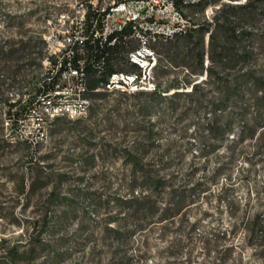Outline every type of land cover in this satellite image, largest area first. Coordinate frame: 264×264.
<instances>
[{
  "label": "rangeland",
  "instance_id": "rangeland-1",
  "mask_svg": "<svg viewBox=\"0 0 264 264\" xmlns=\"http://www.w3.org/2000/svg\"><path fill=\"white\" fill-rule=\"evenodd\" d=\"M89 1L0 0V52L15 51L0 60V264H264V0H187L176 10L171 0H155V33L187 22L193 35L188 47L194 48V30L201 29L203 65L218 71L209 35L213 46L221 45L224 19L236 22L242 37L227 45L232 69L222 71L221 86L178 66L195 64L185 57L182 38L146 37L155 65L140 69L136 89L100 86L101 99H88L96 111L75 119L52 120L42 99L23 112L49 67L46 57L57 58L68 38L81 32ZM111 1L98 0L95 8ZM129 40L114 69L131 71L123 60L143 45ZM242 75L259 78L258 86L230 95ZM186 81L200 83L206 99L229 97L219 132L197 130L201 117L180 116L169 99L157 98H169L175 90L164 89ZM76 82L65 84L71 88L63 106L76 101ZM178 98L183 107L184 97ZM14 101L11 119L17 120L11 122L6 113ZM48 106H60V99ZM60 115L67 116L63 108ZM133 157L152 170L159 163L161 174L185 195L174 217L117 213L112 201L128 195L124 161ZM115 226L122 229L119 238L108 229Z\"/></svg>",
  "mask_w": 264,
  "mask_h": 264
},
{
  "label": "trees",
  "instance_id": "trees-1",
  "mask_svg": "<svg viewBox=\"0 0 264 264\" xmlns=\"http://www.w3.org/2000/svg\"><path fill=\"white\" fill-rule=\"evenodd\" d=\"M202 0H198L194 3H198ZM206 1V0H204ZM173 8L176 10L180 5L186 2L185 0H171ZM193 4V3H192ZM247 2L244 7L249 6ZM108 9V8H107ZM100 11V9L93 8L90 3L86 6L85 13L83 15V26L81 27V32L78 36H82L83 40L75 39V36H71L70 44L66 47L62 54L57 58L46 57L49 62V67L46 68L45 74L41 81L37 83L34 98L29 101V107H23V112L25 110L32 108L31 104L33 100L40 102L39 100L45 101L43 96L52 93L55 90L56 85L59 82V74L62 69L66 67V64L70 62L73 67L78 68V62L82 64L83 71L85 74V97L96 102L100 100L101 94L96 90L105 85L108 78L115 73H124L126 75H131L132 73L137 76V80L140 78V69L137 65L132 64L128 61L127 57L124 58L123 62L130 67L131 71H125L122 69H114V64L117 60V55H119L125 45L130 42L129 36L132 33V26L128 24L122 28L120 32H114L106 36V39L100 35L103 27V19L105 12ZM186 24H188L186 22ZM224 32L222 35L223 43L221 45L213 46L214 35L211 33L209 35L211 53L217 52L219 70H216L212 65L204 67L203 58V39L201 36L202 30L195 29L197 32L196 43L194 48H189V40L193 37L191 34V29L189 27L181 28L179 31L172 33L171 35H163L162 33H155V38L159 41H172L173 39L182 38L184 42L181 44L182 50L185 51V57L194 59L195 64L189 65L187 61H182L178 66H183L185 69L190 70L191 74L202 75L206 74L209 79V83L215 86H221L225 83L222 71L226 69H232V67H227L230 62L228 44H233L235 42L241 41L242 34L237 33L236 22L230 20L228 17L224 19ZM76 31H73L74 34ZM96 32L98 35H96ZM81 46V50H79ZM70 49V54L66 55V51ZM23 50V49H22ZM18 52V51H16ZM2 58H11L15 51L10 48L7 51L0 52ZM5 56V57H4ZM21 59L22 57H18ZM5 59V60H6ZM248 77L246 75L240 76L234 85L229 89L230 95L237 94L240 88H246L249 85L258 86L259 78ZM159 85H155V91ZM189 87V91H181V89H186ZM200 83H194L193 81H186L183 85L178 83L167 86L163 92H167L170 89L175 90L169 98L165 95L161 97V94L157 96L159 100L169 99V105L172 112H177L179 110L180 116H199L202 121L198 122V129L212 131L213 128L217 132L221 130L219 127V114L222 113L225 108L229 97L217 98L213 97L206 99L204 94L200 92ZM124 92V91H123ZM178 97H184L185 105L183 107H178L177 100ZM59 98H47L48 104L55 102ZM264 99V97H263ZM18 101L8 103L7 119L11 122L17 119H11L12 108L17 105ZM89 105V109L92 112L96 111V107ZM147 105H142L140 110L145 112L147 110ZM180 108V109H179ZM25 114V113H24ZM226 131V130H225ZM249 136L253 135V130L248 129ZM151 138V136H147ZM199 138V137H198ZM123 156V155H121ZM124 158V156H123ZM124 165L127 168L128 179H129V190L128 195L124 197H116L113 199V204H115L117 213L123 214V217L127 216L132 219H142L155 216L157 220H166L174 217L181 208L186 204V197L183 193L177 192L173 185L170 184V177L162 175L163 170L159 163H155V170L150 168L149 163H143L140 158L133 157L132 159H127L124 161ZM155 195V201L153 197ZM162 195V196H160ZM163 205V206H162ZM122 217V218H123ZM260 224V221H258ZM261 230L264 237V222L261 223ZM110 233L115 237L119 238L122 235V229L120 227H108Z\"/></svg>",
  "mask_w": 264,
  "mask_h": 264
},
{
  "label": "built area",
  "instance_id": "built-area-1",
  "mask_svg": "<svg viewBox=\"0 0 264 264\" xmlns=\"http://www.w3.org/2000/svg\"><path fill=\"white\" fill-rule=\"evenodd\" d=\"M187 1V0H185ZM155 0H112L111 4L108 7L101 8L100 11L105 12L103 19V27L101 31V36L103 39H106V36L112 34L114 32H120L122 28L128 24L132 26V33L130 34V38L138 40L143 47L138 49H134L128 53V60L130 63L135 64L139 67V69H144L147 64L150 63L151 67L155 65V58L152 53L148 52L145 48V40L146 37H150L155 39ZM89 3L93 8L98 4V0H90ZM170 6L173 8L172 3L170 2ZM108 8V9H107ZM115 16L116 18H113ZM112 17V18H111ZM83 20V19H82ZM114 20V21H112ZM112 21L113 24H110ZM180 21H182V17L180 16ZM186 23V22H185ZM184 23V24H185ZM177 23L176 26L170 28L168 33L164 35H171L172 33L179 31L181 28H184L185 25ZM143 28L138 29V28ZM147 33L149 35L147 36ZM159 34V33H158ZM96 35L98 33L96 32ZM70 37L68 38L67 45L70 44ZM75 39L81 42L83 40L82 36H75ZM48 42V41H47ZM49 43V42H48ZM66 49V47H65ZM64 49V50H65ZM79 50H81V46H79ZM70 49L66 51V55L70 54ZM76 79L78 82L74 84L75 89H78L77 96L71 97L72 99L77 101V108L71 109V116H62L60 115V108H63V98H67L64 95V91H67L69 86L65 85L70 81ZM140 80V78H139ZM85 74L83 71L82 64L78 62V68L72 66L70 62L66 64V67L60 71L59 74V82L55 87V90L43 96L45 98L44 107H49L52 110L51 119L66 117L69 119H75L86 115L89 109V100L85 97ZM60 82L64 83L62 85ZM137 76L134 74L126 75L124 73H115L112 74L108 81L105 83L103 88L105 90H112L113 87L120 88L122 91L126 90L127 84H133L135 88L137 87ZM47 98H59L60 106H48Z\"/></svg>",
  "mask_w": 264,
  "mask_h": 264
},
{
  "label": "bare ground",
  "instance_id": "bare-ground-1",
  "mask_svg": "<svg viewBox=\"0 0 264 264\" xmlns=\"http://www.w3.org/2000/svg\"><path fill=\"white\" fill-rule=\"evenodd\" d=\"M70 108H77V101H74L73 103L66 104L63 106V112L67 116H71V109Z\"/></svg>",
  "mask_w": 264,
  "mask_h": 264
}]
</instances>
